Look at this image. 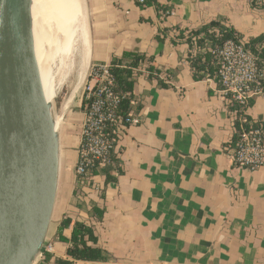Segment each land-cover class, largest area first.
<instances>
[{"label": "crops", "instance_id": "0c3cea01", "mask_svg": "<svg viewBox=\"0 0 264 264\" xmlns=\"http://www.w3.org/2000/svg\"><path fill=\"white\" fill-rule=\"evenodd\" d=\"M253 1L155 0L158 11L137 0H83L88 65L145 56L132 92L141 122L121 134L115 180L99 175L95 188H80L75 167L88 80L68 101L46 242L54 253H45L43 264L71 259L59 235L70 239L77 221L94 228L106 264H264V168L232 165L225 152L234 134L228 101L216 79H194L187 43L191 31L211 22L246 42L264 38V9ZM165 10L175 15L163 17ZM248 116L264 125L263 95L254 97ZM93 207L103 219L92 216ZM67 218L72 225L62 229Z\"/></svg>", "mask_w": 264, "mask_h": 264}, {"label": "water", "instance_id": "95a60500", "mask_svg": "<svg viewBox=\"0 0 264 264\" xmlns=\"http://www.w3.org/2000/svg\"><path fill=\"white\" fill-rule=\"evenodd\" d=\"M60 129L36 53L33 0H0V264L39 262L59 189Z\"/></svg>", "mask_w": 264, "mask_h": 264}, {"label": "built area", "instance_id": "2783aa9c", "mask_svg": "<svg viewBox=\"0 0 264 264\" xmlns=\"http://www.w3.org/2000/svg\"><path fill=\"white\" fill-rule=\"evenodd\" d=\"M264 3V0H259ZM145 7L146 0H137ZM163 17L175 15L174 10L161 12ZM260 49L264 50V42ZM219 69L216 80L226 97L232 120L233 137L225 146L232 165L251 172L264 168V125L249 118L248 110L256 96H264V67L247 48L243 40H229L213 52ZM111 64H94L83 94L84 122L76 165V179L85 176L96 164L111 165L112 155L120 143L121 134L139 125L140 117L130 111L119 114L121 102L128 97L118 93ZM236 105V109L230 108ZM236 137V139H235ZM234 139V140H233ZM234 144V145H233ZM38 264L45 261V253H54V246L44 245ZM70 259L68 264H106Z\"/></svg>", "mask_w": 264, "mask_h": 264}, {"label": "trees", "instance_id": "16d2710c", "mask_svg": "<svg viewBox=\"0 0 264 264\" xmlns=\"http://www.w3.org/2000/svg\"><path fill=\"white\" fill-rule=\"evenodd\" d=\"M253 3L259 9H264V3L259 0H254ZM156 6L158 11L162 10L155 2V0H146V7ZM184 37V34H181ZM158 40H162L158 37ZM229 40H241L240 35L232 28H225L219 22H211L200 29L193 30L189 33L187 43L190 48L189 63L196 81H202L206 78L216 79L218 76V67L214 51L217 47H221ZM264 38L260 37L247 42V48L255 55L259 61L258 64L264 67V50L260 49ZM145 60V56L136 53H125L120 60L112 62V72L116 78L117 92L128 95L119 106V114L126 116L133 109L132 92L134 89L137 76L141 73L139 64ZM150 72H155L153 69ZM161 86H165L160 82ZM233 105L230 109H236ZM236 139V137H235ZM234 140V139H233ZM234 145V144H233ZM112 164L101 167L96 164L88 173L77 178V184L80 188L89 187L95 188L94 178L99 175H104L107 182L114 181L111 175V170L118 168L119 161L117 155L113 153ZM92 216H96L99 220L103 219L104 212L97 207H93L91 211ZM62 229H68L72 225V220L67 218L62 221ZM61 242L68 245V256L71 259L89 262H105L107 256L105 252L98 247V236L94 228L87 223L77 221L74 224L72 236L67 239L63 234L59 235ZM57 264H68L69 261L58 259Z\"/></svg>", "mask_w": 264, "mask_h": 264}, {"label": "bare ground", "instance_id": "6f19581e", "mask_svg": "<svg viewBox=\"0 0 264 264\" xmlns=\"http://www.w3.org/2000/svg\"><path fill=\"white\" fill-rule=\"evenodd\" d=\"M33 17H34L36 53H37L38 61L40 63L44 91L48 102L52 103L54 98L55 80L53 79L52 76H50V71L48 70L46 64L47 61L46 57L49 56L50 52L48 56L45 54L46 52H44V49H47L44 48V45L45 43H47V40H50V31H47L50 26L46 28L47 27L46 25H51L52 23L54 24L53 26H55L53 28H56L58 26L64 29L65 32H68L67 29L70 28L71 31H73V33L75 32L78 33V39L79 42L81 43V49H82L81 70L83 71L87 63L86 52H87V43H88L87 41L88 38L85 31V27L87 26V23L85 22L86 15L84 9V2L83 0H33ZM54 118L56 122V127L59 132L61 119L56 117L55 108H54Z\"/></svg>", "mask_w": 264, "mask_h": 264}, {"label": "rangeland", "instance_id": "374dc122", "mask_svg": "<svg viewBox=\"0 0 264 264\" xmlns=\"http://www.w3.org/2000/svg\"><path fill=\"white\" fill-rule=\"evenodd\" d=\"M47 24V23H46ZM54 24L46 25L50 31V40L45 43L44 52L50 76L54 81V108L57 118H62L66 105L73 94L80 88L84 71L81 69L82 49L78 33H73L70 28L65 32L60 27L53 28ZM54 29V30H53ZM47 45V46H46ZM45 64V65H46ZM51 77V78H52ZM81 97V94L78 98ZM66 104V105H65Z\"/></svg>", "mask_w": 264, "mask_h": 264}]
</instances>
